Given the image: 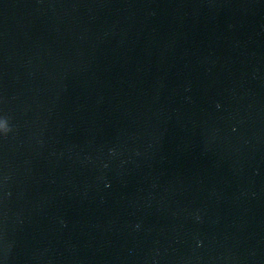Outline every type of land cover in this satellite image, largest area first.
I'll use <instances>...</instances> for the list:
<instances>
[{"label":"water","instance_id":"water-1","mask_svg":"<svg viewBox=\"0 0 264 264\" xmlns=\"http://www.w3.org/2000/svg\"><path fill=\"white\" fill-rule=\"evenodd\" d=\"M0 264H264V0H0Z\"/></svg>","mask_w":264,"mask_h":264}]
</instances>
